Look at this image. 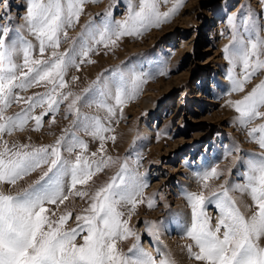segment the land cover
Returning a JSON list of instances; mask_svg holds the SVG:
<instances>
[{
	"label": "rangeland",
	"instance_id": "1",
	"mask_svg": "<svg viewBox=\"0 0 264 264\" xmlns=\"http://www.w3.org/2000/svg\"><path fill=\"white\" fill-rule=\"evenodd\" d=\"M133 2L138 8L139 0ZM173 2L160 0V11H167ZM27 3L28 0H0V25L11 30L7 42L17 40V33L31 42L33 59H48L53 50L62 53L73 47L78 49L82 34L100 28L106 20L121 21L129 11V0H87L78 23L66 29L67 37L61 34L59 48L49 47L41 54L39 40L27 30L24 19ZM229 17H234L232 23ZM255 33L264 38V0H184L178 12L159 27H149L138 36H123L115 46L106 48L103 44L96 45L95 51L85 58L79 69H68L66 87L59 91L83 98L77 105L81 113L77 124H73L77 117L68 112V104L73 98L69 97L61 101L58 111L42 118V126L38 130H34L35 120L29 119L23 130L4 133L0 138V149L6 141L9 147L28 145L29 148L21 150L31 151L55 145L61 136L65 137L66 145L72 143L74 134L87 144V149L77 146L68 152L62 145L61 155L65 160L74 163L77 155H82L94 172L97 163L101 160L106 162L87 185H77L73 190L87 191L88 197L69 195V175L64 179V191L69 199L64 204L46 205L55 212V216L48 213L53 220L66 212L72 213L62 226L64 230L77 226L76 216L86 214L91 195L111 182L120 172L121 165L126 163L127 175L139 174L147 186L141 197L144 202L137 204L131 216L128 214L130 206L122 205L119 209L124 213L122 219L128 221L127 226L135 234L118 240L119 250L127 253L138 243L156 259L157 264L165 258L172 264H204L195 260L188 251L189 244L193 245V251L198 249L187 236L192 212L185 193L204 191L208 195L211 191H221L220 185H226L229 195L246 218L256 210L249 192L233 188L246 184L244 173L247 161L264 152L248 135L251 128L264 124V118H256L246 127L242 126L237 120L239 114L226 101L240 100L251 92L264 80V70L252 76L242 92H233L227 76L232 65L225 59L223 51L226 45L233 43L234 36L235 42L239 43L254 39ZM14 59L21 65L17 75L27 71L22 66V53ZM77 63H80L79 57ZM134 74L142 76L146 82L139 86L140 90L133 99L116 107L115 116L109 120L107 111L92 102L99 99V91L105 83L114 94L120 77L123 75L130 81ZM235 75L243 76L239 64ZM73 77L78 79L73 80ZM50 89L51 85L46 82L23 90L15 89L14 94L22 99L11 102L5 115H41L48 110L47 104L29 110L27 98L43 95ZM107 102L115 104L112 99ZM85 114L100 117L102 123L112 129L103 134L106 137L103 151L101 141L89 135L83 127ZM146 127L151 129L147 137ZM108 137H115V140ZM237 147L239 151L235 150ZM92 153L96 156L93 157ZM108 157H111L110 161ZM213 167L222 175L218 179H210L209 188L203 189L199 175ZM46 170L47 166L37 169L15 185L3 183L0 190L6 194L19 193ZM149 198L154 201L151 208L147 203ZM205 214L214 228L220 218L214 198L206 203ZM153 221L157 224L158 239L148 231ZM84 234L77 237V244L83 243ZM172 238L178 250L184 252L186 262H180L175 255L169 243ZM259 244L264 247V238L259 240Z\"/></svg>",
	"mask_w": 264,
	"mask_h": 264
},
{
	"label": "snow or ice",
	"instance_id": "2",
	"mask_svg": "<svg viewBox=\"0 0 264 264\" xmlns=\"http://www.w3.org/2000/svg\"><path fill=\"white\" fill-rule=\"evenodd\" d=\"M87 0H28L24 17L27 30L39 40L41 54L46 48L58 49L60 36L67 37L66 29L78 23ZM95 2V0H93ZM167 2V0H163ZM184 0H174L172 7L161 12L160 0H139L138 8L133 0H129L128 15L121 21L106 20L100 28L91 29L82 34V43L64 52L53 50L48 59H33V46L22 35L18 39L7 42L11 32L6 26L0 25V138L4 133L11 134L15 130H23L29 119L35 120L36 129L42 126V118L59 110L61 101L73 97L71 92L65 94L61 89L66 87L65 75L70 67L79 69L85 58L95 51V46L103 44L115 46L123 36L140 35L149 27H159L175 15ZM7 7V5H6ZM234 17H229L232 23ZM233 27L235 25L233 24ZM225 59L232 65L227 76L231 82V91L242 92L244 85L252 76L264 70V38L255 33V38L248 41H234L224 47ZM23 54V68L15 62V56ZM77 57L80 63H77ZM89 63L94 61L88 60ZM240 65L243 76L235 75V68ZM78 79L73 77V80ZM46 82L51 85L49 92L28 97L29 110L47 104V111L39 116L27 113L16 116L5 115L10 103L19 102L22 97L14 94L15 89H26L33 85ZM146 81L140 75H133L127 80L123 75L115 85V92L105 83L99 91V99L93 101L98 108L107 111L108 119L116 114V107L122 106L126 100L133 99L139 92V86ZM130 84V87H129ZM87 91V90H86ZM83 98L74 96L68 104V112L75 115L77 124L81 115L78 103ZM112 99L115 104L107 101ZM239 114L237 120L247 126L256 118H264V80L252 88L251 92L240 100H227ZM91 106V104H89ZM53 122L55 117L53 116ZM83 127L93 138L101 141L103 151V135L112 129L105 126L100 117L85 114ZM259 133V135H257ZM249 137L264 149V124L253 127ZM115 140V137H108ZM65 137L56 140L55 145L33 148L22 151L28 145H12L5 141L0 149V185H15L18 180L32 172L47 166V170L28 188L16 194H6L0 190V264H157L156 259L138 243L128 249L127 253L119 250L117 241L135 235L123 220L122 205L130 206L131 216L139 203H143V189L147 186L139 174L127 175V164L107 185L99 188L91 195L86 214L77 215V226L70 230L62 227L70 219L72 213L66 212L58 219H50L48 213L55 212L46 205L64 204L69 195L88 197L87 191H73L77 185H87L95 172L106 165L104 160L96 164L95 172L82 155H77L74 163L65 160L61 155V146L72 152L75 147L87 149V144L73 134L72 143L64 144ZM239 151L237 147L235 149ZM230 154V153H229ZM95 157L96 153H92ZM109 161L111 157L107 158ZM244 178L246 184L234 186L233 190L247 191L255 206V211L246 218L236 206V201L229 195V188L220 185L221 191H204L185 193L191 206L192 223L187 236L194 242L198 251H193L189 244L188 251L197 261L204 264H264V247L259 240L264 238V152L247 161ZM71 177L69 195H65L64 179ZM222 173L213 167L199 175L202 188L208 189V181L219 178ZM215 199L220 218L215 227L210 226V218L205 214L206 203ZM148 207L154 201L148 199ZM223 230V231H222ZM149 233L158 239L156 222H151ZM86 233V234H84ZM82 236L83 243L77 244L76 239ZM139 240V237H137ZM158 264H172L167 258Z\"/></svg>",
	"mask_w": 264,
	"mask_h": 264
},
{
	"label": "bare ground",
	"instance_id": "3",
	"mask_svg": "<svg viewBox=\"0 0 264 264\" xmlns=\"http://www.w3.org/2000/svg\"><path fill=\"white\" fill-rule=\"evenodd\" d=\"M151 132V129L150 128H145V134H146V137L149 135V133ZM180 208V207H179ZM182 212H185V211H182ZM169 243H171L174 251H175V255H177L178 259H180V262H186L187 259L185 254H183L184 252H180L178 249L179 247L177 246L174 238L170 239ZM177 259V258H176ZM189 260V259H188ZM192 262V261H191Z\"/></svg>",
	"mask_w": 264,
	"mask_h": 264
}]
</instances>
